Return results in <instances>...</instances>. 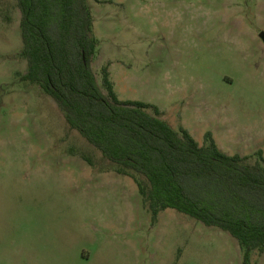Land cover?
I'll return each instance as SVG.
<instances>
[{
    "label": "rangeland",
    "instance_id": "1",
    "mask_svg": "<svg viewBox=\"0 0 264 264\" xmlns=\"http://www.w3.org/2000/svg\"><path fill=\"white\" fill-rule=\"evenodd\" d=\"M97 1L87 4L100 87L107 66L119 100L156 106L200 146L209 132L248 164L264 155V0H199L215 15L190 34L164 11L177 0ZM19 20L16 1L0 0V264H242L217 228L172 209L153 224L133 180L20 80Z\"/></svg>",
    "mask_w": 264,
    "mask_h": 264
},
{
    "label": "trees",
    "instance_id": "2",
    "mask_svg": "<svg viewBox=\"0 0 264 264\" xmlns=\"http://www.w3.org/2000/svg\"><path fill=\"white\" fill-rule=\"evenodd\" d=\"M20 14V80L36 86L102 158L130 177L156 223L172 209L233 238L242 264L264 254V155L220 151L207 132L199 145L184 128L173 130L151 104L121 101L101 69L91 68L96 41L87 0H15ZM96 2H99L95 0ZM89 165L91 162L80 155Z\"/></svg>",
    "mask_w": 264,
    "mask_h": 264
},
{
    "label": "clouds",
    "instance_id": "3",
    "mask_svg": "<svg viewBox=\"0 0 264 264\" xmlns=\"http://www.w3.org/2000/svg\"><path fill=\"white\" fill-rule=\"evenodd\" d=\"M164 11L185 33H192L201 23L212 20L215 12L213 8L199 3V0H177L174 5H164Z\"/></svg>",
    "mask_w": 264,
    "mask_h": 264
},
{
    "label": "water",
    "instance_id": "4",
    "mask_svg": "<svg viewBox=\"0 0 264 264\" xmlns=\"http://www.w3.org/2000/svg\"><path fill=\"white\" fill-rule=\"evenodd\" d=\"M260 37H261V38H264V34H260Z\"/></svg>",
    "mask_w": 264,
    "mask_h": 264
},
{
    "label": "flooded vegetation",
    "instance_id": "5",
    "mask_svg": "<svg viewBox=\"0 0 264 264\" xmlns=\"http://www.w3.org/2000/svg\"><path fill=\"white\" fill-rule=\"evenodd\" d=\"M260 40H261L262 42H264V38H261V37H260Z\"/></svg>",
    "mask_w": 264,
    "mask_h": 264
}]
</instances>
